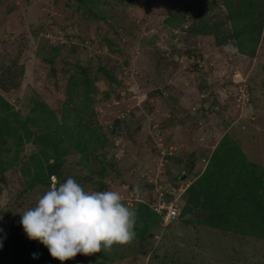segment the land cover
<instances>
[{"label": "rangeland", "instance_id": "obj_1", "mask_svg": "<svg viewBox=\"0 0 264 264\" xmlns=\"http://www.w3.org/2000/svg\"><path fill=\"white\" fill-rule=\"evenodd\" d=\"M232 5L0 0V264H264V0ZM212 166L257 228L202 224ZM37 216L46 252L22 259Z\"/></svg>", "mask_w": 264, "mask_h": 264}, {"label": "trees", "instance_id": "obj_2", "mask_svg": "<svg viewBox=\"0 0 264 264\" xmlns=\"http://www.w3.org/2000/svg\"><path fill=\"white\" fill-rule=\"evenodd\" d=\"M234 1V0H225L226 3ZM245 2V0H236V3L238 5L234 7L232 5V9H229L231 12H237L240 5L242 6V3ZM248 5H247V4ZM246 7H251V1H246ZM228 7L230 5L228 4ZM258 33V32H257ZM1 105L6 106V104L1 103ZM1 110V107H0ZM4 114L0 111V134L2 133L3 129L7 127L6 120H4ZM39 140V139H38ZM230 148H234L233 146ZM53 154H47L46 152L43 154V161L47 162L48 159H50L52 162L58 160L59 154L56 150H53ZM223 154V153H222ZM224 154L225 157L233 158L232 155H229L228 151H225ZM60 158V157H59ZM214 158L216 162L219 163V157L217 155H214ZM51 162V163H52ZM41 168V167H39ZM48 168L51 169V166L48 165ZM33 177V181L31 185L40 184L41 180L46 178L43 175L42 170L38 169L35 171ZM49 174V173H48ZM214 174V175H213ZM211 181L209 180L210 176ZM209 178H206V180L202 181L199 185L200 189H195L192 193L191 200L193 201V207H197V205L206 204V207L203 208L204 211H208L210 213H207V222L205 219H202V224L208 227H217L220 229H226L231 230L232 225L230 223H227L226 221L229 220L228 217L231 214H236L237 210L240 213L239 215H249L250 216V222H252V225L249 227L251 229L257 228L259 225L258 221L252 219L251 217L255 212V210L262 209L257 205L258 197L255 194H252L251 191L243 190L244 185H242L239 181L236 175H234V169L231 166H226V169H219V166L216 168L212 166V172L210 173ZM248 200L250 204H245V201ZM256 205V206H255ZM142 206V205H140ZM248 206V207H247ZM251 206L254 207L251 209ZM263 210V209H262ZM244 213V214H243ZM248 216V217H249ZM42 217L37 216L36 220L27 226L28 233H34L33 234V240L35 241V246L30 247L31 252H26L25 248L20 251L19 256L25 258V253H28V256H41L44 252H46L45 247H47V242H39L37 239V236H42L43 229H42V221L40 220ZM40 222V223H39ZM229 227H231L229 229ZM234 232L243 233L244 228L239 229H232ZM44 243V244H43ZM18 256V257H19ZM43 261V260H38ZM20 261L18 260L17 263Z\"/></svg>", "mask_w": 264, "mask_h": 264}, {"label": "built area", "instance_id": "obj_3", "mask_svg": "<svg viewBox=\"0 0 264 264\" xmlns=\"http://www.w3.org/2000/svg\"><path fill=\"white\" fill-rule=\"evenodd\" d=\"M159 209H160V207H159ZM163 210H164L163 213L156 211V213L159 216V218L161 219V221H171V220L176 219L178 216L175 208H173L171 205L164 207Z\"/></svg>", "mask_w": 264, "mask_h": 264}, {"label": "clouds", "instance_id": "obj_4", "mask_svg": "<svg viewBox=\"0 0 264 264\" xmlns=\"http://www.w3.org/2000/svg\"><path fill=\"white\" fill-rule=\"evenodd\" d=\"M163 212H164V211H163ZM163 212H162V213H163ZM158 219L161 220V219L159 218V216H158Z\"/></svg>", "mask_w": 264, "mask_h": 264}]
</instances>
